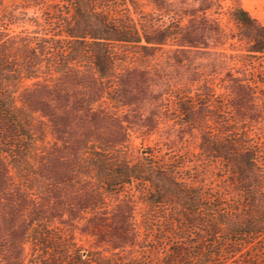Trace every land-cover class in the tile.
Instances as JSON below:
<instances>
[{"label": "trees", "instance_id": "obj_1", "mask_svg": "<svg viewBox=\"0 0 264 264\" xmlns=\"http://www.w3.org/2000/svg\"><path fill=\"white\" fill-rule=\"evenodd\" d=\"M224 2L0 0V264H264V26Z\"/></svg>", "mask_w": 264, "mask_h": 264}, {"label": "rangeland", "instance_id": "obj_2", "mask_svg": "<svg viewBox=\"0 0 264 264\" xmlns=\"http://www.w3.org/2000/svg\"><path fill=\"white\" fill-rule=\"evenodd\" d=\"M236 2L264 26V0H225L224 8L226 9ZM29 15H32V11L29 12ZM29 29H33V27Z\"/></svg>", "mask_w": 264, "mask_h": 264}]
</instances>
